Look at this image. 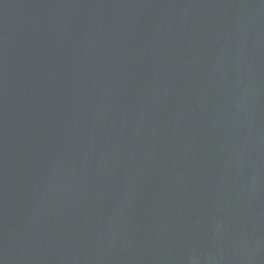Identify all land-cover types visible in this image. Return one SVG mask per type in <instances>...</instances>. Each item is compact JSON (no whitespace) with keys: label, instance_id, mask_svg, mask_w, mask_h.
Segmentation results:
<instances>
[{"label":"water","instance_id":"1","mask_svg":"<svg viewBox=\"0 0 264 264\" xmlns=\"http://www.w3.org/2000/svg\"><path fill=\"white\" fill-rule=\"evenodd\" d=\"M0 264H264V0H0Z\"/></svg>","mask_w":264,"mask_h":264}]
</instances>
